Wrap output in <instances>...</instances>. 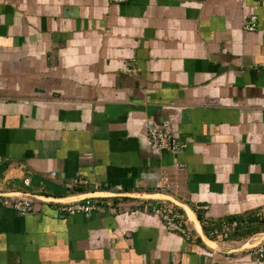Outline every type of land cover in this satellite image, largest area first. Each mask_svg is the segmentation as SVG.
Wrapping results in <instances>:
<instances>
[{
	"label": "crops",
	"instance_id": "crops-1",
	"mask_svg": "<svg viewBox=\"0 0 264 264\" xmlns=\"http://www.w3.org/2000/svg\"><path fill=\"white\" fill-rule=\"evenodd\" d=\"M0 192L33 200L0 264H264V1L0 0ZM167 198L228 236L168 232Z\"/></svg>",
	"mask_w": 264,
	"mask_h": 264
},
{
	"label": "built area",
	"instance_id": "built-area-1",
	"mask_svg": "<svg viewBox=\"0 0 264 264\" xmlns=\"http://www.w3.org/2000/svg\"><path fill=\"white\" fill-rule=\"evenodd\" d=\"M124 1L125 0H110V2L113 3H120ZM255 21L256 18L254 16L247 18L243 24L244 30L253 31L255 28ZM149 139L151 148L156 152L166 151L171 154H175L180 147L178 143L175 142L171 138V136L164 130L150 131ZM24 184L28 185V181L25 180ZM170 187L171 186L169 185L168 181L164 179V181H162L159 193L167 194L171 189ZM32 204L33 200L31 197H27L25 195L7 197L0 192V206L10 208L17 215L28 214L32 210ZM96 208L97 203L93 201L92 198L60 205V210L68 215L90 214ZM196 209L202 210L203 207H196ZM155 213L168 232L180 236L185 241H191L199 237L197 228L192 225L188 217L183 212H181L174 204L161 201L159 207L155 210ZM205 224V221H200V226L202 227V229ZM229 232L230 228L228 224H224L220 230L213 229L209 232H204L203 229V235L207 242H211L212 240L224 239L228 236ZM251 251V253H253V255H255L257 258H264V241L257 247L253 248Z\"/></svg>",
	"mask_w": 264,
	"mask_h": 264
},
{
	"label": "water",
	"instance_id": "water-1",
	"mask_svg": "<svg viewBox=\"0 0 264 264\" xmlns=\"http://www.w3.org/2000/svg\"><path fill=\"white\" fill-rule=\"evenodd\" d=\"M4 196H10V195H7V194H3ZM16 196H20V195H22V194H15ZM14 196V195H13ZM25 196H27V197H31L30 195H25ZM34 198H36V199H40V200H42V199H47V198H44V197H34ZM87 198H89V197H86V198H84V199H87ZM90 198H92V197H90ZM164 197L163 196H161L160 198H158V199H160V200H165V199H163ZM83 199V200H84ZM49 200H51V199H48V201ZM167 200H169L170 201V203H172V204H174L175 206H177V207H179V208H182V206H180V203L177 201V200H174V199H170V198H167ZM51 201H58L60 204H69V203H74V202H77V201H70V202H61L60 200H51ZM82 201V200H81ZM196 223V228H197V231H198V234H199V238L200 239H202V240H204L205 242H207L206 240H205V238H204V235H203V229H202V227L200 226V222H199V220L197 221H195ZM264 241V236H262L261 238H260V240L258 241V242H256L255 244H252V245H248V246H246V247H244V249H253V248H255V247H257L260 243H262Z\"/></svg>",
	"mask_w": 264,
	"mask_h": 264
},
{
	"label": "trees",
	"instance_id": "trees-1",
	"mask_svg": "<svg viewBox=\"0 0 264 264\" xmlns=\"http://www.w3.org/2000/svg\"><path fill=\"white\" fill-rule=\"evenodd\" d=\"M201 222H202V220L201 219H199ZM204 229V228H203ZM250 230V229H249ZM251 232L253 233V231L252 230H250V232H248V234H251ZM246 237V234L245 235H243V237Z\"/></svg>",
	"mask_w": 264,
	"mask_h": 264
}]
</instances>
